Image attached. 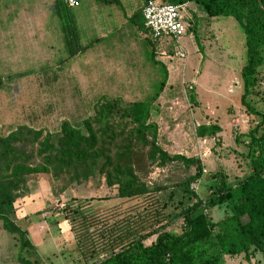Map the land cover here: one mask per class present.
Wrapping results in <instances>:
<instances>
[{
    "label": "rangeland",
    "instance_id": "obj_1",
    "mask_svg": "<svg viewBox=\"0 0 264 264\" xmlns=\"http://www.w3.org/2000/svg\"><path fill=\"white\" fill-rule=\"evenodd\" d=\"M116 1L79 0L78 6L65 8V13L74 15L82 44L93 43L68 58L63 27L69 23V15L66 22L54 14L57 0H2L0 134L24 125L42 130L43 136L32 144L27 141L26 147L28 161L38 167L43 162L38 154L41 141L47 133L58 132L64 121L78 125L91 120L97 130L107 101L117 100L123 110L135 101L151 99L167 78L154 102L151 120L158 123L159 143L168 153L199 157L203 162L204 174L191 187L207 198L216 183L212 173H224L230 185L251 174L250 132L256 130L258 137L264 133V65L260 85L248 97L255 113L242 103L247 48L240 23L231 16L209 17L190 3L181 9L185 34L178 39L165 37L157 46L149 30L139 29L128 19L142 7V0ZM180 47L186 50L185 58L176 54ZM201 125H218L220 130L216 136H201ZM110 126L116 139L106 144V152L115 159L133 125L118 114L112 115ZM24 140L19 142L21 146ZM136 141L133 136L138 155L134 167L141 180L162 185L160 195L168 212L179 213L192 203L181 186L190 171L181 162L151 165L147 160L150 147L138 148ZM48 167L46 172L33 171L28 176L26 189L20 191L15 204V221L36 247L37 256L32 260L86 264L60 213L65 202L71 197L93 198L95 208L104 210L134 201L118 198L117 186H109L102 174L74 179L72 167ZM230 212L228 206L215 207L210 215L218 221ZM182 224L181 218H175L167 229L180 231ZM155 239L156 235L145 244ZM20 252L15 236L0 224V264H22ZM226 260L228 264H264L260 253L250 262L241 255Z\"/></svg>",
    "mask_w": 264,
    "mask_h": 264
},
{
    "label": "trees",
    "instance_id": "obj_2",
    "mask_svg": "<svg viewBox=\"0 0 264 264\" xmlns=\"http://www.w3.org/2000/svg\"><path fill=\"white\" fill-rule=\"evenodd\" d=\"M148 1L142 0V7L129 18L130 23L143 30H148L143 16V8ZM160 1L186 7L194 3L209 17L231 16L240 23L247 48V61L242 68V103L257 113L249 104L248 97L260 85V72L264 65V0ZM69 7L76 6L57 0L54 14L66 22V16L70 17L69 23L63 27V39L68 58H71L93 43L82 44L74 15L64 12ZM166 79L151 99L135 101L123 110L117 100L107 101L101 108L98 120L101 126L97 130H94L91 120L78 125L64 121L58 132L47 133L41 141L38 154L43 157V162L38 167L33 168L28 161L26 147L27 141L32 144L43 136L42 130L24 125L7 135L0 134V224L3 230L17 239L21 249L20 263L41 264L32 260L37 256L36 247L26 230L15 221V204L20 191L26 189L28 176L33 171H48L51 164L60 168L72 167L74 179L102 174L109 186H117L118 198L124 202L134 201L126 207L116 205L104 210L95 208L93 198L71 197L65 202L60 213L68 221L86 264H228L227 256L241 255L250 262L258 253L264 263V133L258 137L256 130L250 132L252 173L233 185L227 184L224 173H212L211 177L216 180L212 186L214 191L207 198L201 197L191 186L202 178L203 162L199 157L168 153L159 143L158 124L151 120L154 102L160 96ZM2 87L3 79L0 77V89ZM118 114L128 119L133 130L113 159L106 152V144L116 139L115 133L110 134L114 132L110 121L112 115ZM219 130L218 125H201L198 134L216 136ZM27 136L29 138L25 141ZM133 136L138 148L150 147L147 160L151 165L165 167L181 162L190 171L181 186L192 203L179 213L173 215L168 212V205L160 195L164 189L162 185H149L141 180L134 167L138 155L136 146L132 145ZM22 140L25 141L23 146L19 143ZM222 206L230 207L231 212L215 221L210 211ZM175 218L183 220L180 231L167 229ZM154 235L156 239L146 245L145 241Z\"/></svg>",
    "mask_w": 264,
    "mask_h": 264
},
{
    "label": "built area",
    "instance_id": "obj_3",
    "mask_svg": "<svg viewBox=\"0 0 264 264\" xmlns=\"http://www.w3.org/2000/svg\"><path fill=\"white\" fill-rule=\"evenodd\" d=\"M65 1L72 7L79 4V0ZM182 7L185 6L164 3L160 0H149L144 6L145 27L152 34V40L157 46L162 45L161 40L165 37L178 39L185 34L186 25L182 21ZM176 54L181 58H185L186 50L184 47H180Z\"/></svg>",
    "mask_w": 264,
    "mask_h": 264
},
{
    "label": "crops",
    "instance_id": "obj_4",
    "mask_svg": "<svg viewBox=\"0 0 264 264\" xmlns=\"http://www.w3.org/2000/svg\"><path fill=\"white\" fill-rule=\"evenodd\" d=\"M135 12V10L128 16V19L132 17L133 13ZM147 31V30H146ZM157 123V122H156ZM158 124V123H157Z\"/></svg>",
    "mask_w": 264,
    "mask_h": 264
}]
</instances>
